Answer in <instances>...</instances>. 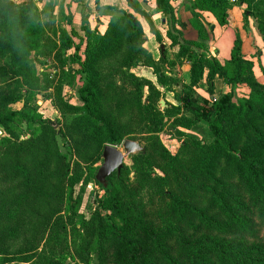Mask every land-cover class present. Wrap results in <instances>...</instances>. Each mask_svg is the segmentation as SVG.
Returning <instances> with one entry per match:
<instances>
[{
	"label": "trees",
	"instance_id": "trees-1",
	"mask_svg": "<svg viewBox=\"0 0 264 264\" xmlns=\"http://www.w3.org/2000/svg\"><path fill=\"white\" fill-rule=\"evenodd\" d=\"M169 2L155 0V10L167 20L170 33L166 37L173 40L171 46L179 50V57L191 60L189 84L177 95L182 107L165 110L162 115L156 107L160 91L128 73L136 66L151 68L160 87L166 85L158 64L143 48L144 32L133 13L145 17L149 33L157 43L161 37L138 4L129 0L127 5L132 13L112 18L103 33L90 31L82 22L85 58L81 60L74 55L73 59V63H80L81 71L77 72L86 76L79 90L80 107H66L59 99L67 114L57 124L27 106L7 118L0 117L1 129L8 134L0 138L2 264H31L45 234L66 232V227L57 224L65 206L72 202L80 164L75 162V169L71 170V158L60 151L58 138L73 143L72 156L88 164L99 159L105 146L115 147L127 135L145 131L151 136L147 139L146 154L134 157L137 161L147 164L160 157L174 173L190 168L191 165L187 167L190 159L172 157L155 137L164 126V118L173 119L176 127L186 130L196 122L208 123L214 140L210 146H201L193 140L183 145L184 150L196 154V165L191 167L196 175L191 173L185 181L188 189L184 192L186 196H182L185 199H175L179 202L176 219L167 222L160 231L154 224L137 220L134 222L139 227L134 228L138 231L137 239L119 191L109 185L119 180L122 170L118 175L113 173L105 188L100 185L110 215L103 217L94 211L90 222L79 217L81 230L85 231L86 225L92 229L89 238L82 242L84 255L79 256V264H88L91 253L95 255V264H114L112 254L118 248L123 252V264H264V85L256 81L253 64L241 54L238 39L233 41L229 59L225 61L205 57V46L197 43L206 36L193 10L211 13L217 24L224 26L227 11L232 7L229 0L195 1L191 25L198 35L196 42H178L171 34L176 20ZM239 3L245 5V15L258 19L257 29L264 44V0H239ZM60 43L64 52L77 50L64 32ZM6 46L0 40L3 50L0 54L8 52L12 57L19 54ZM164 56L163 52L160 63ZM24 59H16L17 70H22ZM203 79L208 99L193 92ZM215 79L228 85H245L247 98L234 102L229 94L214 102ZM128 81L132 85L127 86ZM144 87L149 92L146 104L141 103ZM16 117L23 124L37 126L39 133L23 141L14 137L9 127ZM113 217L121 221V227L110 223ZM29 254L35 256L27 257ZM38 258L34 264H58L43 261L41 255Z\"/></svg>",
	"mask_w": 264,
	"mask_h": 264
},
{
	"label": "rangeland",
	"instance_id": "rangeland-1",
	"mask_svg": "<svg viewBox=\"0 0 264 264\" xmlns=\"http://www.w3.org/2000/svg\"><path fill=\"white\" fill-rule=\"evenodd\" d=\"M229 1L232 5L230 11H233L231 14L233 25L238 28L232 32L228 31V38L240 41L241 54L246 60L252 62L256 81L264 85V44L262 35L257 29L258 19L245 15V5H241L239 0ZM102 9L108 10L107 16L103 15ZM122 13H132L125 0H0V40L5 41L6 47L19 53L16 57L8 55V52L0 54V117L7 118L27 106L34 108L43 119L57 124L61 123L66 116L67 106L80 107L79 90L86 82V76L84 73L81 75L77 72L81 71L80 63H73V59L74 55L81 60L85 58L82 22L90 31L96 30L103 33L109 21L120 17ZM133 15L138 19L141 27L145 28L146 33L150 34L145 17L134 13ZM62 32L72 39L74 47L77 48L76 51L73 48L68 52L63 51L60 43ZM167 33L170 32L167 31ZM172 41L166 36L161 37L160 43L155 42L153 49L148 47L146 38L143 43V48L148 51L158 64V69L166 77V85L163 88L160 87L153 69L136 66L128 70L135 79L147 81L160 91L161 97L156 107L162 115L165 110L182 107L177 95H180L184 87L189 84L191 60L179 57V50L171 46ZM207 41L208 39L205 38L197 43L205 46V57L211 58L214 57L212 50L216 48L215 45L207 46ZM160 46L164 47L165 55L162 63L159 62ZM1 51L3 50L0 49ZM25 52H28V55ZM18 57H25L22 60L24 64L21 71L16 69ZM117 83L120 84L121 80L118 79ZM125 84L132 85L130 81ZM193 92L199 97L208 99L204 79L193 89ZM148 93L147 87H144L141 103L146 104ZM229 94L234 102L240 101L247 98L248 89L243 84L228 85L220 79L214 81L212 96L214 102ZM59 99L66 106L65 108L60 106ZM160 102L164 103L163 107L160 106ZM212 104L210 103V106ZM13 121L9 129L19 140H26L39 133L37 126L23 124L17 117ZM173 123V119L164 118V126L155 137L169 155L185 161L190 159L187 167L190 165L195 167V152L190 149L184 150L183 145L191 144L193 140L201 146H210L214 140L209 125L200 121L186 130L176 127ZM6 136L8 137V134L3 132L0 126V138ZM149 136L151 134H145V131L127 135L120 145L115 146L122 151V143L129 140L138 143L143 148V152L125 159L119 180H113L109 185L115 186L119 191L133 229L139 228L134 222L141 219V222L145 224H154L160 231L166 227L167 222L176 219L174 214L178 211L179 202L175 199L176 197L185 199L182 196H186L184 192L188 190L185 189L186 182L189 175L191 173L196 175V172L192 170L194 167H190L191 169L187 168L183 171L177 169L174 173L168 168L167 161L164 162L160 157H156L147 164L137 161L134 157L146 154L145 148ZM57 142L60 151L66 154L68 159L71 158V170L74 171L75 162L80 164L77 168L79 180L73 189L72 202L65 206L62 220L57 224L60 228L66 227V232L59 233L57 230L52 235L45 234L42 240L44 242L38 245V255L43 257V261L49 263L55 261L58 264H79V256L84 255L82 242L86 241L85 237L88 239V235L92 234L90 225H86L85 231L80 229L79 217L84 222H90L94 211H99L103 217L110 215L105 191L95 181L96 173L102 164V153L98 160L83 164L72 156L73 143L60 138ZM186 153L189 154V158L188 154L184 155ZM170 194L171 197H169ZM110 223L117 227L122 225L116 217H113ZM135 229L133 232H136ZM38 255L30 262L31 264L39 259ZM34 256L29 254L27 257ZM112 257L116 261L114 264L117 262L123 264V252L120 248L117 249L116 254H112ZM1 260L0 258V264H2ZM88 264H95V255L92 253Z\"/></svg>",
	"mask_w": 264,
	"mask_h": 264
},
{
	"label": "crops",
	"instance_id": "crops-1",
	"mask_svg": "<svg viewBox=\"0 0 264 264\" xmlns=\"http://www.w3.org/2000/svg\"><path fill=\"white\" fill-rule=\"evenodd\" d=\"M128 1L129 0H125L126 4L128 3ZM134 1L148 16L154 28L159 33L160 37L164 38L167 31H169L170 29L167 20L160 13L156 12L155 0ZM195 1L196 0H170L169 2L173 10L174 18L176 20V24H174L175 29L172 30L171 34L177 37L178 42H181L182 40L196 42L197 40H199L197 32L191 25L192 10L194 8ZM101 11L103 12L104 16L108 15V10L102 9ZM193 11L198 15L197 21L199 26L202 27L205 34L207 35V46L211 47L212 45H215L216 49L212 50V52L214 53V57H217L218 59L224 61L228 60L233 45V39L228 38V31L232 32V30L234 31L236 30V28H238L236 25H233V16L231 15L233 14V11H227V25L225 26H219L211 13L199 10ZM181 24L183 26H181ZM142 28L144 36L148 43V47L153 49V45L156 42L154 37L150 34H147L144 27Z\"/></svg>",
	"mask_w": 264,
	"mask_h": 264
},
{
	"label": "water",
	"instance_id": "water-1",
	"mask_svg": "<svg viewBox=\"0 0 264 264\" xmlns=\"http://www.w3.org/2000/svg\"><path fill=\"white\" fill-rule=\"evenodd\" d=\"M160 52L163 54V46H160ZM160 106L163 107L164 103L160 102ZM121 147L122 151L114 146L107 145L102 151V164L96 173L95 181L103 188L107 186V179L113 173L117 175L120 173L125 159L143 152V148L138 143L129 140L124 141Z\"/></svg>",
	"mask_w": 264,
	"mask_h": 264
}]
</instances>
